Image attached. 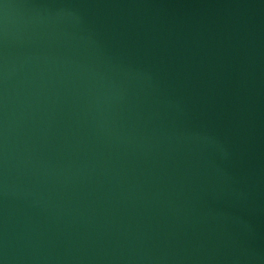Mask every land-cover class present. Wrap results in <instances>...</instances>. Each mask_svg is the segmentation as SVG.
<instances>
[{
    "label": "water",
    "instance_id": "1",
    "mask_svg": "<svg viewBox=\"0 0 264 264\" xmlns=\"http://www.w3.org/2000/svg\"><path fill=\"white\" fill-rule=\"evenodd\" d=\"M0 264H264V0H0Z\"/></svg>",
    "mask_w": 264,
    "mask_h": 264
}]
</instances>
